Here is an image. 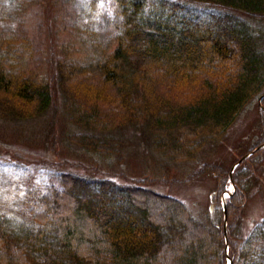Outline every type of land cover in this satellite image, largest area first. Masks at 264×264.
<instances>
[{
	"label": "trees",
	"instance_id": "16d2710c",
	"mask_svg": "<svg viewBox=\"0 0 264 264\" xmlns=\"http://www.w3.org/2000/svg\"><path fill=\"white\" fill-rule=\"evenodd\" d=\"M114 4V48L85 62L57 59L53 83L10 68L1 46L11 53L14 48L4 38L0 119L44 116L55 85L62 117L74 128L63 135L68 142L108 158L122 144L114 134L132 127L151 150L185 161L196 159L205 144L221 140L251 98L261 96L258 105L264 108V0ZM262 125L253 154L237 159L241 165L249 167L264 144V120ZM205 167L216 171V165ZM144 173L125 183L112 173L58 170L44 187L27 186L25 201L16 208L19 217L0 208V264H228V259L264 264L263 223L247 235L236 236L234 222L223 231L232 208L243 207L253 172L237 166L224 172L219 193L229 179L235 189L224 201L225 212L217 207L216 234L183 201L150 187L165 183L163 173ZM194 232L212 240L204 238L198 250L195 236V246H184L180 237Z\"/></svg>",
	"mask_w": 264,
	"mask_h": 264
},
{
	"label": "rangeland",
	"instance_id": "374dc122",
	"mask_svg": "<svg viewBox=\"0 0 264 264\" xmlns=\"http://www.w3.org/2000/svg\"><path fill=\"white\" fill-rule=\"evenodd\" d=\"M115 17L114 0H0V44L8 38L14 48L11 53L2 45L3 58L10 68L20 69L39 81L53 83L57 59L85 62L103 57L114 48ZM55 87L53 102L47 114L39 119L22 122L0 119V208L7 214L19 217L21 212L16 208L25 201L26 187H44L52 181L53 171L72 170L96 176L112 173L117 181L126 183L150 170L155 175L163 173L165 176V183L155 182L151 188L183 201L190 214L205 222L210 226L208 230L216 234L214 226L218 225L213 222L219 224L217 207L223 206L226 197L235 189L229 179L226 189L219 193L221 180L225 171L237 166L253 172L256 177L247 186L249 191L243 207L232 208L233 216L225 219L223 231L234 222L235 235L242 236L253 231L259 223L264 224V144L258 147L260 150L249 167L237 161L241 156L247 158L253 154V147L262 137L264 108L258 105L261 96L251 98L225 136L205 144L196 159L169 160L142 142L132 127L114 134L122 141L117 153L100 158L64 138L65 132L74 131V128L70 130L62 117L61 98ZM206 165H216V171L212 173ZM62 205L66 208L68 204L63 202ZM71 211H63L62 217ZM101 225L106 224L101 221ZM94 233L100 237L97 229ZM189 234L180 237L182 243L187 246L191 242L195 246L193 240L197 236L198 250L205 246L204 238L207 243V237L212 240L209 234L207 237L197 232ZM180 250L172 251L173 259ZM225 251L228 252L227 247Z\"/></svg>",
	"mask_w": 264,
	"mask_h": 264
},
{
	"label": "water",
	"instance_id": "95a60500",
	"mask_svg": "<svg viewBox=\"0 0 264 264\" xmlns=\"http://www.w3.org/2000/svg\"><path fill=\"white\" fill-rule=\"evenodd\" d=\"M231 194V193H230Z\"/></svg>",
	"mask_w": 264,
	"mask_h": 264
}]
</instances>
